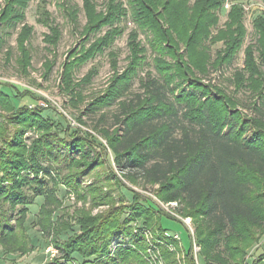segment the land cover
Listing matches in <instances>:
<instances>
[{
  "label": "rangeland",
  "instance_id": "374dc122",
  "mask_svg": "<svg viewBox=\"0 0 264 264\" xmlns=\"http://www.w3.org/2000/svg\"><path fill=\"white\" fill-rule=\"evenodd\" d=\"M118 3L117 11L123 14L110 17V0H0L3 185L21 188L28 196L34 192L24 182L41 179L48 187L46 197L32 205L15 210L0 205V233L5 235L0 264H113L123 242L135 252L127 264H204L195 221L185 216L183 205L165 202L159 185L146 184L142 177L129 180L116 168L109 144L116 133L117 106L104 97L114 94L113 81H124L128 70L137 73L124 97L129 100L142 92L148 79L160 73L171 77L182 66L174 77L182 84L177 94L183 86L189 92L203 85L210 98L227 97L233 100V110L250 118L252 108L261 105L258 92L264 86V34L256 29L264 23V0H220L212 23L204 20L194 33L190 51L186 42L192 29L187 33V28L192 21L199 24L200 17L186 18L179 26L174 22L172 41L162 45L153 39L152 28L143 26L131 0ZM234 7L241 9V17L231 16ZM88 18L93 23L104 20L89 29ZM169 44L177 49H169ZM178 51L181 66L172 57ZM28 92L34 94L32 99L25 97ZM97 99L99 111L92 113L96 107L90 105ZM24 106L27 109H20ZM48 133L71 142L75 152L67 156L62 149L52 159L47 149L56 152L58 146L47 142ZM35 145L38 152L32 155ZM38 157L51 163L52 171L35 173ZM17 160L27 166L20 169ZM134 207L153 209L148 218L152 222L139 219ZM119 219L129 220V236H108V226ZM7 221L9 229L3 227ZM256 230L252 241L242 240L238 246L244 254L225 261L264 264V229Z\"/></svg>",
  "mask_w": 264,
  "mask_h": 264
},
{
  "label": "trees",
  "instance_id": "16d2710c",
  "mask_svg": "<svg viewBox=\"0 0 264 264\" xmlns=\"http://www.w3.org/2000/svg\"><path fill=\"white\" fill-rule=\"evenodd\" d=\"M118 1L110 0V17H117L120 11H117ZM131 2L136 15L143 17V26L145 24L152 28L153 39L162 45L172 41L169 32L174 30V22L179 26L186 18L200 17L199 24L195 20L187 28V33L192 29L186 42L189 51L193 45L194 33L200 29L204 20L212 23L215 11L222 5L220 0ZM13 14L11 12V16ZM119 14L122 15L123 12ZM241 15L238 7L231 11V16L235 19ZM88 19L89 29H96L104 20L102 18L93 23L92 18ZM263 24L256 29L259 33L262 29L264 34ZM237 29L239 33L244 32L241 26ZM232 41L235 43L236 38ZM168 48L177 49L172 44ZM181 56L179 51L172 55L179 66L182 64L179 60ZM180 69L184 70L182 66ZM180 69H177V73L170 74L171 77L160 73L162 77L148 79L141 86L142 92L134 94L129 100L124 97L130 92V84L136 71L128 70L132 72L129 76L125 72L124 81H113L110 93L114 94L104 97H111L108 103L114 101L117 106L114 116L116 133L110 139L109 145L115 157L116 168L125 173L129 180L137 181L142 177L146 184L160 186L159 195L165 202L183 205L185 216L195 221L204 264H230L225 260L231 255L244 254V248L238 247L242 240L252 241L256 229H264V86L258 92L261 105L252 108L250 118H244L237 110L232 109L233 100L216 95L210 98L203 85L189 92L183 86L177 94L175 90L182 84H178L174 77L180 74ZM185 75L189 76L187 72ZM0 93H4L1 88ZM28 93L25 97L32 99L34 94ZM98 99L95 104L90 105L91 109L96 107L92 113L99 111ZM46 136L48 143L58 146L56 152L47 149L52 159L55 160L62 149L67 156L75 152L71 142L67 144L63 142V138L51 133ZM36 147L33 146L29 153L36 155ZM17 161L21 163L20 169L27 166L23 160ZM38 161L42 162V168ZM44 161L46 160L35 158V168L32 167L35 173L38 174L40 170L45 173L52 171V164L46 162L49 165L45 167ZM3 175L0 172V205L4 202L7 207L15 210L21 205L34 204L37 198L46 197L48 187L43 180L24 182L23 186L29 185V189L34 192V195L28 196L21 188L4 186ZM71 179L72 176H69V180ZM11 180L14 185H19V182ZM152 211L153 209L133 208L135 215L147 224L148 221L152 222L148 219ZM7 223L8 221L4 222L3 227L9 229ZM157 224L158 222L155 226ZM129 225V220L119 219L116 224L108 226L112 229L108 236L116 237L119 233L123 237L129 236ZM99 227L97 225L95 230ZM3 234L0 233V236ZM4 237L5 235L0 237V242L4 241ZM133 240L139 241L136 235ZM123 243L125 245L111 260L113 264L119 259L127 264L134 258L135 252ZM236 249L241 252L237 250L235 253ZM187 256L190 258V254ZM207 258L213 259V262H208Z\"/></svg>",
  "mask_w": 264,
  "mask_h": 264
},
{
  "label": "built area",
  "instance_id": "2783aa9c",
  "mask_svg": "<svg viewBox=\"0 0 264 264\" xmlns=\"http://www.w3.org/2000/svg\"><path fill=\"white\" fill-rule=\"evenodd\" d=\"M195 250H196V252H197L198 248H197V247H195Z\"/></svg>",
  "mask_w": 264,
  "mask_h": 264
}]
</instances>
